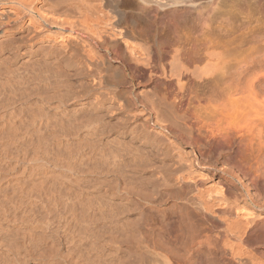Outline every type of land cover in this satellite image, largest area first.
<instances>
[{
  "label": "bare ground",
  "instance_id": "bare-ground-1",
  "mask_svg": "<svg viewBox=\"0 0 264 264\" xmlns=\"http://www.w3.org/2000/svg\"><path fill=\"white\" fill-rule=\"evenodd\" d=\"M261 8L0 0V264H264Z\"/></svg>",
  "mask_w": 264,
  "mask_h": 264
},
{
  "label": "rangeland",
  "instance_id": "rangeland-1",
  "mask_svg": "<svg viewBox=\"0 0 264 264\" xmlns=\"http://www.w3.org/2000/svg\"><path fill=\"white\" fill-rule=\"evenodd\" d=\"M239 10L241 9V8H238ZM255 8H253V10H254ZM238 10V11H239ZM242 10V9H241ZM252 9H251V11L250 12H248L249 14H244V13H240V12H238L237 10V12L235 11L234 13H235V16H236V18H238V19H235V20H238L236 23H240L239 25L238 24H235V25H233V29H232V27H229L230 29H232L233 30V32H235V34L233 33L232 35H231V39H234V48H237V49H239V50H237L238 52L242 49V51L244 52V54H242V55H245V52H248L249 54H247L246 56H247V58H246V60H247V63H246V68L248 69V70H250V71H248V72H250L249 74V77H250V81H249V83L251 84V86L252 87H254V89H257V90H255V94H260V93H256V91L257 92H259V90H264V9H262L261 8V10H257L256 9V11L255 12H252L253 11ZM260 11V12H259ZM243 12V11H242ZM245 12V11H244ZM247 12H245V13H247ZM250 13H251V15H250ZM237 14V15H236ZM248 15H250V19H251V21H250V19H249V16ZM245 16H247L248 18V20H246V21H250L249 23H250V25H248L249 23L248 22H246L245 20H243V19H246V17ZM241 18H243L242 20H241ZM239 20H241L240 22H239ZM244 22H246L247 23V25L249 26V30H247V31H249V34L251 35V37H249L248 35H247V32L245 31L246 29L244 28V30L243 29H241V27H239V26H242V24L244 23ZM252 22V23H251ZM242 23V24H241ZM237 25V26H236ZM246 25V24H245ZM246 25V26H247ZM252 25V26H251ZM236 26V27H235ZM222 27V26H221ZM220 27V29H222L221 31H219L220 29H218V34L220 33L221 34V36L224 38L225 37V35L227 34V28H225V27H222L221 28ZM253 27H254V29H253ZM224 28H225V31L224 32H222L223 30H224ZM240 28V29H239ZM247 28V27H246ZM252 29V30H251ZM237 30H238V32H237ZM243 30V31H242ZM254 32V33H256V36H255V34L254 33H252V32ZM258 33H257V32ZM222 32V33H221ZM237 33H238V35H237ZM243 33V34H242ZM254 34V35H253ZM258 34V35H257ZM237 35V36H236ZM243 35H245V36H243ZM260 35V36H259ZM252 36H253V39H252ZM259 36V37H258ZM238 37V38H237ZM255 37H256V39H255ZM257 40V41H256ZM254 42V43H253ZM247 48H249V50H247V51H244V50H246ZM250 49H251V52H250ZM236 50V49H235ZM242 52V53H243ZM245 56V57H246ZM254 85V86H253ZM256 96V95H254V96H252L253 97V99L254 98H256V97H260V96H262L261 94H260V96ZM253 99H252V101H253ZM258 99V98H257ZM260 100H264V96H263V98H259ZM253 103V102H252ZM255 146H257V145H255ZM254 146V148H257L258 149V147H255ZM256 151V152H253V154L254 153H256V155H254L253 156V154H252V159H254V161H252V159H251V161L253 162L252 164L254 165V166H256V164L257 165H259L258 164V161H257V158L256 157H258V155L257 154H259L258 153V151L256 150V149H253V151ZM262 151H260V154L262 153V159H260L259 157H258V159L259 160H261L262 162H264L263 160H264V147L261 149ZM256 156V157H255ZM255 157V158H254ZM257 161V162H256ZM254 162L256 163V164H254ZM261 162V163H262ZM263 164V163H262ZM257 168V167H256ZM261 172H263L264 173V171H261ZM261 175V173H258V175ZM260 179H264V174H262L261 175V177H260ZM219 259H217V260H214L212 263L213 264H229V263H227L226 261H224V260H222V258L221 257H218Z\"/></svg>",
  "mask_w": 264,
  "mask_h": 264
}]
</instances>
